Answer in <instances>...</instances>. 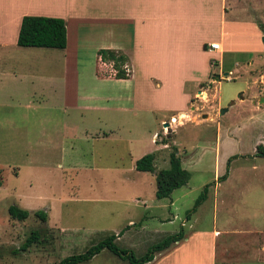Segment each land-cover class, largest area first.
Returning <instances> with one entry per match:
<instances>
[{"label":"rangeland","instance_id":"rangeland-1","mask_svg":"<svg viewBox=\"0 0 264 264\" xmlns=\"http://www.w3.org/2000/svg\"><path fill=\"white\" fill-rule=\"evenodd\" d=\"M234 38L232 45L240 51L230 53L228 61L236 63L235 72L217 83L214 77L221 73L213 70L194 99L182 104L184 115L177 118L178 109L171 113V126L162 129L158 121L151 124L137 116L128 131L113 127L107 140H83L72 130L70 138L61 139L56 133L48 115L50 99L38 94L46 87L36 83L39 75L46 79L47 72L56 74V69L38 68L46 63L48 50L15 48L5 55L10 70L0 77V264H57L118 233L129 220L133 226L115 245L139 258L180 229L210 228L214 195L228 204L232 215L253 212V222L260 223L264 158L254 153L257 145H264V52L257 54L262 36L246 28ZM20 65L26 69L18 82L9 74L17 75ZM162 114L167 122L170 113ZM70 121V129L77 130L72 117ZM102 128L99 134L107 133ZM163 142L175 147L189 179L168 199L156 200L154 175L168 166L169 149H162ZM152 153L154 173L136 172L134 162ZM204 187L205 200L187 214ZM12 206L27 211V219H11L7 209ZM37 211L46 213V223L33 216ZM33 231L37 241L21 251ZM81 264L127 263L103 249Z\"/></svg>","mask_w":264,"mask_h":264},{"label":"crops","instance_id":"crops-1","mask_svg":"<svg viewBox=\"0 0 264 264\" xmlns=\"http://www.w3.org/2000/svg\"><path fill=\"white\" fill-rule=\"evenodd\" d=\"M23 16L64 22L65 48L44 49L48 50L44 51L47 61L38 67L56 69V74L47 72L46 79L38 74L36 79L38 86L46 87L38 89V94L50 99L48 115L56 133L61 139L70 138L72 130L83 140H107L113 127L128 131L137 116L151 124L158 121L163 129L166 121L161 115L170 113L166 124L171 126V113L178 109L177 118L184 115L179 110L182 104L194 99L213 70L221 75L235 72L236 63L228 61L229 54L238 50L232 45L234 37L246 28L258 38L262 36L257 26L264 27V0H0V77L9 69L5 55L19 48L16 36ZM212 43L219 50L209 51ZM259 46L257 54L264 52ZM100 50L126 57V79L113 78L111 66L97 55ZM24 69L26 65H20L17 75H9L20 82ZM188 88L196 92L191 94ZM109 90L113 94H106ZM71 117L77 130L70 129ZM102 127L107 133L99 134ZM153 138L155 134L151 142ZM161 147L170 146L166 142ZM212 202L210 228L189 229L182 241L156 254L148 264H264V217L260 212V223H254L253 212L234 216L230 207L227 210L228 204L215 195ZM129 225L133 226L130 220L126 227Z\"/></svg>","mask_w":264,"mask_h":264},{"label":"trees","instance_id":"trees-1","mask_svg":"<svg viewBox=\"0 0 264 264\" xmlns=\"http://www.w3.org/2000/svg\"><path fill=\"white\" fill-rule=\"evenodd\" d=\"M259 31L262 34L261 43L264 48V27L259 24ZM16 46L19 48H42V49H56L62 50L65 48V27L61 19L49 18L42 16H23L20 21L19 29L16 36ZM97 55L102 63L109 64L113 70V78L116 80L126 79L128 71L124 69L127 59L124 55L110 50H100ZM166 145V142L162 143ZM168 153V166L166 169L159 170L154 175L155 192L154 198L156 200L168 199L171 193L187 184L189 174L181 168L180 159L177 156L175 147L170 146ZM254 157L264 158V145H257L255 147ZM155 154H146L135 161L134 170L140 173H154ZM230 160V159H229ZM222 176L220 179H223ZM1 185V178H0ZM206 187L203 188L199 197L195 200L192 210L188 211L190 214L194 209L205 200ZM8 216L16 221H24L29 216L27 211L18 209L17 207H9L7 209ZM41 223H46L47 215L45 212L37 211L33 213ZM128 227L120 230L116 235L111 233L97 244L89 247L84 253L79 255L68 256L57 264H81L88 262L95 255L103 249L110 252L113 256L127 264H148L154 256L170 248L177 242L184 238V232L180 229L177 233L165 236L157 243L147 248L146 252L139 258H135L128 250L119 249L116 247L114 241L119 238ZM38 239V233L33 231L21 246V251L25 250L32 243Z\"/></svg>","mask_w":264,"mask_h":264},{"label":"built area","instance_id":"built-area-1","mask_svg":"<svg viewBox=\"0 0 264 264\" xmlns=\"http://www.w3.org/2000/svg\"><path fill=\"white\" fill-rule=\"evenodd\" d=\"M209 51H217L219 50V45L217 43H212L208 45ZM125 69V68H124ZM126 70V69H125ZM127 71V70H126Z\"/></svg>","mask_w":264,"mask_h":264},{"label":"water","instance_id":"water-1","mask_svg":"<svg viewBox=\"0 0 264 264\" xmlns=\"http://www.w3.org/2000/svg\"><path fill=\"white\" fill-rule=\"evenodd\" d=\"M226 76H227V73H224V74L221 75V76H215L214 79H215L216 81H219L220 78H224V77H226ZM258 101H259V102H262L263 99L260 98ZM163 126H164V127H167L168 125L165 123V124H163Z\"/></svg>","mask_w":264,"mask_h":264}]
</instances>
